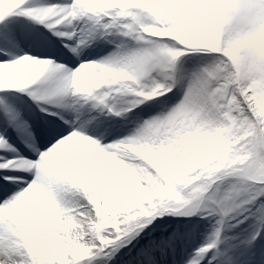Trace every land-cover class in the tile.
Wrapping results in <instances>:
<instances>
[{
    "label": "snow or ice",
    "instance_id": "obj_1",
    "mask_svg": "<svg viewBox=\"0 0 264 264\" xmlns=\"http://www.w3.org/2000/svg\"><path fill=\"white\" fill-rule=\"evenodd\" d=\"M0 264H264V0H0Z\"/></svg>",
    "mask_w": 264,
    "mask_h": 264
},
{
    "label": "rangeland",
    "instance_id": "obj_2",
    "mask_svg": "<svg viewBox=\"0 0 264 264\" xmlns=\"http://www.w3.org/2000/svg\"><path fill=\"white\" fill-rule=\"evenodd\" d=\"M209 231H210V229H209ZM207 234V233H206ZM203 239V238H202Z\"/></svg>",
    "mask_w": 264,
    "mask_h": 264
}]
</instances>
